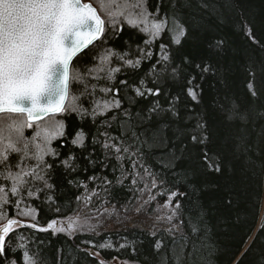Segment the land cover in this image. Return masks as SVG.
I'll return each mask as SVG.
<instances>
[{"label": "trees", "instance_id": "16d2710c", "mask_svg": "<svg viewBox=\"0 0 264 264\" xmlns=\"http://www.w3.org/2000/svg\"><path fill=\"white\" fill-rule=\"evenodd\" d=\"M83 1L93 3L102 18H106L99 12L96 0ZM158 2L147 0L149 9L154 12ZM205 2L210 5L207 9L200 8L198 0H179L181 21L188 29L180 44H174L171 33L165 31L146 47L144 42L149 35L121 20L115 30L106 26L102 38L75 57L70 67L73 75L76 70L86 72L99 63L97 58L105 50L117 53L110 58L111 68H121L114 73V79H106L107 70L99 73V80L88 75L86 92L84 83L72 81L69 99L80 97L78 103L89 112L97 100L119 99L122 107L106 117H98L95 122L91 115L83 119L75 113L51 116V120L63 121L66 126L65 136L51 143L59 153L58 158L45 156L52 164L47 174L48 183L54 187L44 188L41 181L28 177V186L21 190L20 196L12 197L9 192L10 200L2 208L0 226L17 219L36 227L15 224L6 237V245L15 248L21 242L18 238L23 236L30 254L40 253L38 264H116V259L163 264L165 253L169 255L168 264H172V238L163 230L168 223L157 217L167 214L163 205L170 192L175 191L185 194L173 198V206L177 200L182 204L185 220L191 212L202 214L205 231L198 257L200 264H264V179L258 173L253 175L246 171L243 160L234 158L219 107L233 103L241 107H264V0ZM164 4L162 13L168 9V0H164ZM181 4L185 6L180 7ZM221 40L223 45L218 47L217 42ZM161 44L167 45L170 54L166 72L162 70L163 65L153 69L160 59ZM138 49L153 53L150 59L143 57L138 68H128L118 59L124 53L128 54L127 59L140 58ZM197 64L210 65L211 70L203 73L195 67ZM173 68L177 69L174 75ZM192 77L195 80L190 84ZM121 81L127 83L121 84ZM250 81L258 92L256 99L249 92ZM92 85H96L95 92ZM190 87L196 91L197 101L188 95ZM101 88L112 91L105 94ZM136 88L144 95L137 96ZM157 88L159 95L149 94L148 89L155 92ZM157 105L159 110L138 129L151 147H143V159L136 170L143 176L140 165L148 168L158 177V187L142 192L140 189L146 182L150 187V181L138 179L136 184L132 183L136 171L132 160H117L112 150L103 147L105 137L100 133L119 137L121 120L112 121L110 127L101 124L104 119L111 121L113 115L119 116L125 110H130L134 117L137 112L146 117L149 109ZM169 108L177 115L168 111ZM43 121L47 124L49 118ZM202 123L207 124V131L198 128ZM81 130L85 135L84 144L74 146L71 140ZM35 131V127L25 128L24 135L31 138ZM193 136L197 137L195 142ZM204 136L207 139L201 142ZM94 139L98 141L95 144ZM37 143H43L42 137ZM30 150L35 152L34 147ZM70 154L75 161L66 168L62 162ZM18 160L19 155L12 154L11 163ZM34 163V160H25L24 167ZM216 163L221 165L220 173L209 167ZM129 173L132 175H127ZM69 180L74 183L69 184ZM0 185L10 187L7 181L0 180ZM29 186L32 197L27 195ZM36 189L43 190L37 192ZM85 194L91 196L87 208L83 200L76 199ZM150 195L155 199L144 203ZM17 200L21 201L19 205ZM78 211L88 217L87 226L81 231L67 234L53 229L40 230L47 229L51 221L78 214ZM26 212L30 215H25ZM158 240L164 244L159 254L155 252ZM23 251H8L7 256L0 259L15 258L17 264H24ZM93 252L98 253L99 258Z\"/></svg>", "mask_w": 264, "mask_h": 264}, {"label": "snow or ice", "instance_id": "6c2138e0", "mask_svg": "<svg viewBox=\"0 0 264 264\" xmlns=\"http://www.w3.org/2000/svg\"><path fill=\"white\" fill-rule=\"evenodd\" d=\"M178 3L179 0H168V9L162 13L165 7L164 0H159L154 12L149 9L147 0H96L99 12L106 17L102 18L93 3L83 0H0V180L10 184V187L0 185V215L3 214V206L9 203V192L12 197L20 196L21 190L28 186V177L41 181L44 188L54 187L48 183L47 174L52 164L48 163L45 156L58 158L59 153L51 147V143L65 136L66 126L63 121L51 120L52 114L75 113L81 119L91 115L95 122L98 117H106L112 110H119L122 107L119 99L97 100L89 112L78 103L80 97L73 96L69 99V85L72 81L84 83L86 92L88 75H92L94 80H99L101 79L99 73L107 70L106 79H114V73L121 71V68H111L110 58L117 56V53L111 49L105 50L104 54L97 58L99 63L86 72L76 70L75 75L70 68L73 58L93 41L102 38L106 26L110 25L115 30L121 20L131 27H139L140 31L149 35V39L144 42L146 47L160 38L165 31L171 33L174 44H180L181 38L187 35L188 29L181 21ZM184 6V4L180 5V7ZM198 6L204 9L210 7L205 0H198ZM249 34H251L250 30ZM222 45V40L217 42L218 47ZM138 50L141 52L140 58L127 59L128 54L124 53L120 54L118 59L128 68H138L143 57L150 59L153 56L151 51L145 53L142 49ZM160 52V59L153 65V69L163 65L162 70L166 72L167 62L170 59L167 45L161 44ZM185 62L189 61L186 59ZM195 67L203 73L211 70V66L207 64L203 66L197 64ZM176 71V68L172 69L173 75ZM194 80L195 77H192L189 83ZM120 83L126 84L127 81ZM141 83L143 84V81ZM92 89L95 92L96 85H92ZM100 91L109 94L112 90L101 88ZM116 91L118 93L119 89ZM135 92L137 96L144 95L140 88H136ZM148 92L159 95L160 89L157 88L155 92L148 89ZM249 92L253 99L258 98V92L252 81L249 82ZM188 95L192 100L197 101V93L193 88H188ZM219 107L228 128L227 140L232 145L234 158L242 159L246 171H250L253 175L258 173L260 178L264 179V107L251 105L241 107L234 103ZM158 110L159 105L149 109L146 117L139 112L134 117L130 110H125L119 116L113 115L111 121L104 119L101 124L104 127H110L112 121L120 119L121 135L116 137L109 136L107 132L100 133L105 137L103 147L112 150L117 160L131 159L133 169L136 170L140 160L143 159V147L148 145L147 137L138 129L145 120H151L152 115ZM168 111L177 115L172 108ZM42 117L49 118L47 124ZM33 127L36 128L34 135L31 138L26 137L25 128ZM198 128L207 131V124H198ZM41 137L43 143H37ZM192 139L195 142L197 137L193 136ZM206 139L207 136H204L201 142ZM84 140L85 135L81 130L75 133L71 143L82 147ZM97 142L96 139L93 140L94 144ZM30 147H34L35 152H32ZM12 154L19 155V160L15 164L11 163ZM25 160H34L35 163L26 168ZM74 161L75 157L70 154L62 163L68 168ZM140 167L143 168V176L138 170L134 175L131 173L127 175H132L133 184H136L138 179L150 181V187L146 182L144 188L140 189L142 192L146 190L150 192L151 189L158 187V177L142 164ZM209 167L217 173L222 170L219 163L210 164ZM14 168L16 171H13ZM118 182L123 181L118 180ZM72 183L74 181L69 180V184ZM42 190L36 189L37 192ZM27 195L33 196L30 186ZM184 195L180 192H170L168 200L163 205L164 209L168 210L167 214L157 219L166 220L168 223V227L163 230L172 238V264H200L198 257L203 247L205 231L202 214L191 212L185 220L180 201L177 200L173 206V198ZM51 199L52 197H49L50 201ZM76 199L83 200L87 208L91 196L85 194ZM153 199L155 197L150 195L149 200L144 203ZM20 202L17 200V205ZM127 210L126 208L125 211ZM24 214L30 215L29 212ZM87 219L88 217L85 216V220ZM15 223L16 221L9 220L8 225L0 229V257H6L8 251L23 249L24 264H38L37 257L40 253L30 254L23 236L18 238L21 242L17 243L15 248H12L11 244L6 245V237L13 231L12 225ZM57 223L58 221H51L47 229L40 230L54 229ZM79 224L78 211L75 218H69L67 228H55L54 231H70ZM27 226L36 227L35 224ZM107 246L109 245L100 247ZM163 247V242L158 240L155 252L159 254ZM162 260L163 264H168V253L164 254ZM0 264H17V262L15 258H4L0 259Z\"/></svg>", "mask_w": 264, "mask_h": 264}, {"label": "rangeland", "instance_id": "374dc122", "mask_svg": "<svg viewBox=\"0 0 264 264\" xmlns=\"http://www.w3.org/2000/svg\"><path fill=\"white\" fill-rule=\"evenodd\" d=\"M76 216H77V214H72V215H69V216H67L65 218L56 220V221H58V223L54 226V229L55 228H60V227L67 228V223H68L69 218H75ZM79 216H80V224H79V226L74 228V229H72V230H70V231H65V233L73 234L75 232L81 231L85 226H87V225H85L87 223V220H85V216H82L80 214H79ZM93 254L99 258L98 253L93 252ZM115 262H116V264H138L136 262L128 261V260H125V259H123V260L116 259Z\"/></svg>", "mask_w": 264, "mask_h": 264}, {"label": "water", "instance_id": "95a60500", "mask_svg": "<svg viewBox=\"0 0 264 264\" xmlns=\"http://www.w3.org/2000/svg\"><path fill=\"white\" fill-rule=\"evenodd\" d=\"M84 2V1H83ZM85 2H89V1H85ZM99 14V13H98ZM99 39H97V40H95V41H93L91 44H89L86 48H84L80 53H78L77 54V56L79 55V54H81L84 50H86L87 48H89L92 44H94L95 42H97ZM76 56V57H77ZM75 59V57L73 58V60ZM73 62V61H72ZM72 62H71V64H72ZM70 67H71V65H70ZM57 114H59V113H57ZM52 115H56V114H52ZM51 115V116H52ZM45 118H47V117H42V120L43 119H45ZM10 220H14V221H16V223L15 224H18V225H25V226H27L28 224H26L25 222H23V221H20V220H17V219H10ZM9 221V220H8ZM8 221L6 222V223H4L3 225H1L0 226V229H2V228H4L6 225H8ZM14 224V225H15ZM14 225H12V227L14 226Z\"/></svg>", "mask_w": 264, "mask_h": 264}]
</instances>
